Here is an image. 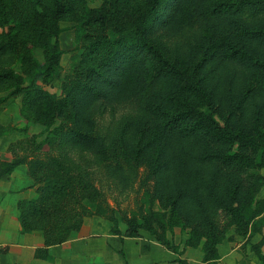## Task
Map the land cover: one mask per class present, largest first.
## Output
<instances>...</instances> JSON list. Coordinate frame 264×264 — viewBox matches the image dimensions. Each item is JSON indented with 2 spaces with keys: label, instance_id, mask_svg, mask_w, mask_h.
Wrapping results in <instances>:
<instances>
[{
  "label": "trees",
  "instance_id": "trees-1",
  "mask_svg": "<svg viewBox=\"0 0 264 264\" xmlns=\"http://www.w3.org/2000/svg\"><path fill=\"white\" fill-rule=\"evenodd\" d=\"M82 1L0 0V57H14L28 79L2 69L0 88L21 94L35 121L66 120L61 143L91 153L125 189L145 166L168 219L189 229L190 243L202 242L203 261L216 258L226 230L245 235L264 210V0H107L92 9ZM66 19L82 45L56 96L37 80L59 72ZM177 35L168 51L156 40ZM125 102L137 107L116 134L100 132L102 104ZM69 162L79 173L71 194L56 179L37 200L17 204L21 230H41L47 246L79 227L55 197L98 193L87 159ZM20 163L1 161L0 176ZM126 222L125 235L138 237L136 220Z\"/></svg>",
  "mask_w": 264,
  "mask_h": 264
},
{
  "label": "rangeland",
  "instance_id": "rangeland-1",
  "mask_svg": "<svg viewBox=\"0 0 264 264\" xmlns=\"http://www.w3.org/2000/svg\"><path fill=\"white\" fill-rule=\"evenodd\" d=\"M106 1L83 0L80 6L100 8ZM74 24V21L68 19L61 21L60 24L62 30L59 34V44L62 54L58 74L45 83L37 80L43 90L56 96L61 95L62 80L78 62L81 52V36ZM178 37L162 36L156 40L158 45L168 51L174 42L178 41ZM9 68H14L15 74L20 76L25 84L28 83L14 57L11 59L9 56L0 57V71ZM145 79L142 87L149 86L147 75ZM10 90L11 88L6 86L0 88V153L7 156L9 162L22 159V163L17 166H23L22 169L29 181L27 188H31L32 197L22 198L18 202L37 200L47 183L56 179L62 183L66 193L71 194L79 173L76 165L69 161L87 159L89 163L90 167L87 169L91 172V182L98 193L91 192L90 196L84 194L81 197L74 194L70 198H65V201L68 199L66 202H60L55 197V202L59 205L58 210L60 211V205H63L65 213L70 215L67 223L79 224L77 230L69 231L66 241L75 237L81 229L93 235L107 234L111 236V243H121V249L116 250L114 254L118 257L117 264H123V256L126 264L140 263L136 260V243H140L141 251L150 250L151 261L164 264H264V210L250 222L245 235L241 236L233 229H227L224 238L216 246L217 257L205 262L202 242L190 243L189 229L182 227L181 223L173 219L169 220L168 210L163 209L152 196V181L146 177L145 166L138 168L132 186L125 189L121 182L108 176L103 162L96 161L91 153H80L61 143L58 132L61 128H67L66 120L57 119L49 125L35 121L26 112L22 95L11 96ZM144 96V93H141L133 97L141 101ZM102 105L103 109L97 115L98 130L110 135L116 134L115 127H118L137 107L135 102ZM261 173L264 175V169ZM90 191L87 190L86 193ZM257 197L264 200V184L260 186ZM126 219L136 220L138 237L123 240L128 226ZM38 225L43 226L44 223L38 221ZM33 231L41 232L39 229H32L31 232ZM159 236L166 240L168 246L162 243L163 240H160ZM166 252L169 253L166 254L168 256L164 254Z\"/></svg>",
  "mask_w": 264,
  "mask_h": 264
},
{
  "label": "crops",
  "instance_id": "crops-1",
  "mask_svg": "<svg viewBox=\"0 0 264 264\" xmlns=\"http://www.w3.org/2000/svg\"><path fill=\"white\" fill-rule=\"evenodd\" d=\"M6 158L0 153V162L8 161ZM22 168L17 166L11 173L0 176V264H117L118 257L114 254L121 249V243H111V236L107 234L93 235L81 229L72 239L47 246L41 232L21 230L17 202L32 197ZM123 240L129 237L123 236ZM136 244L138 262L164 264L151 261L150 250L141 251L140 243ZM124 260L123 256L126 264Z\"/></svg>",
  "mask_w": 264,
  "mask_h": 264
}]
</instances>
